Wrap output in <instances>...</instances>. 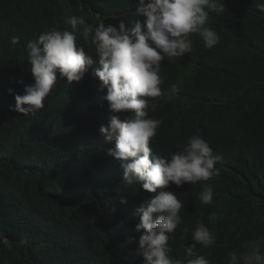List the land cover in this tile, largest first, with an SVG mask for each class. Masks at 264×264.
<instances>
[{"label":"trees","instance_id":"16d2710c","mask_svg":"<svg viewBox=\"0 0 264 264\" xmlns=\"http://www.w3.org/2000/svg\"><path fill=\"white\" fill-rule=\"evenodd\" d=\"M83 14L93 24L96 17L113 25L145 19L134 0H0V264H142L134 213L155 193L123 185L121 163L108 155L114 143L99 133L114 113L92 70L71 85L58 79L34 119L9 111L34 83L28 41L53 26L71 30L66 19ZM209 24L218 45L208 49L190 34L192 51L162 62L163 95L149 98L156 105L149 116L162 124L150 147L166 156L199 135L223 157L219 176L171 185L184 207L169 255L183 259L194 241L190 232L182 240V230L199 221L217 237L209 248L197 244L199 253L228 264L230 251L264 247V12L254 0H225ZM89 54L99 67L94 48ZM204 183L214 188L211 205L198 199ZM129 237L137 243H126Z\"/></svg>","mask_w":264,"mask_h":264},{"label":"clouds","instance_id":"9594fccd","mask_svg":"<svg viewBox=\"0 0 264 264\" xmlns=\"http://www.w3.org/2000/svg\"><path fill=\"white\" fill-rule=\"evenodd\" d=\"M139 19H120L118 25L105 23L96 17L89 23L86 14L66 19L71 30L53 26L43 31L26 45L27 61L31 65L34 83L24 87L23 95H15V105L9 111L35 118L45 107V100L53 91L58 79L66 78L67 84L80 82L91 69L98 78L99 91L106 95L110 116L107 124H101L99 133L105 144L114 143L108 155L121 163L124 186L139 185L140 189L154 196L143 200L134 213L139 222L135 230L143 233L138 243L129 237L128 244L137 243L136 254L142 264H211L201 255L197 244L209 248L217 237L202 222L194 229L185 227L181 239L190 232L194 241L185 246L183 259H173L169 240L182 223L180 215L184 207L171 185L177 188L185 184L209 181L220 175L216 167L223 157L214 154L209 143L199 135H192L181 151L168 155H156L150 141L157 135L162 120L149 116L156 105L149 98L163 95L161 85L162 62L183 57L192 51L190 34H198L205 47L212 49L220 43V36L209 24V14L225 11V0H134ZM256 8L264 12V2L254 0ZM77 37L83 43L77 42ZM19 36L11 37L17 45ZM86 46L88 50L86 51ZM98 56L99 67L93 68V58ZM22 83V81H20ZM173 92L176 86H172ZM8 91L11 93L12 89ZM127 113L125 119L120 115ZM214 188L204 183L198 199L203 205L213 204ZM120 203H127L121 197ZM115 210V209H113ZM228 264H264V247L251 243L245 252L230 251Z\"/></svg>","mask_w":264,"mask_h":264}]
</instances>
